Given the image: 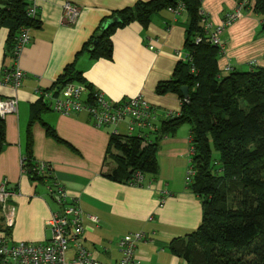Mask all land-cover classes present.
I'll use <instances>...</instances> for the list:
<instances>
[{"label": "crops", "instance_id": "obj_1", "mask_svg": "<svg viewBox=\"0 0 264 264\" xmlns=\"http://www.w3.org/2000/svg\"><path fill=\"white\" fill-rule=\"evenodd\" d=\"M146 1L38 0L37 24L29 31L31 42L22 49L17 62L6 49L8 31L0 30V97L17 99L16 113L3 118L5 145L0 153V185L7 182L15 193L10 200L15 223L4 233L13 244L48 242L51 234L46 222L57 209L45 188L32 183L21 171V158L29 151L36 162L51 165L58 184L70 199L78 200L85 215L98 219L97 224L84 219L80 240L98 262L114 264L121 258V238L142 233L143 240L136 247L139 264H185L174 255L171 243L195 231L202 219L201 201L186 185L191 148L188 125L157 142L158 171L140 186L105 177L115 168V162L106 157L111 128L93 126L86 113L43 111L29 126L31 107L40 93L49 90L70 65L110 101L142 96L159 114L157 128L168 117L179 114L178 96H159L155 89L171 78L176 64L185 58V13L175 15L166 9L154 14L146 27L133 22L117 29L111 35L110 60H93L84 50L91 41L95 45L92 38L103 20ZM67 2L80 8L71 26L61 24L62 6ZM237 4L236 0H202L200 7L215 28ZM261 20L254 13L244 12L224 28L220 34L223 51L217 60L222 75L264 68ZM15 65L24 74L17 90L2 80L3 72ZM116 129L125 134L127 122ZM74 254L71 247L67 258L73 259Z\"/></svg>", "mask_w": 264, "mask_h": 264}, {"label": "trees", "instance_id": "obj_2", "mask_svg": "<svg viewBox=\"0 0 264 264\" xmlns=\"http://www.w3.org/2000/svg\"><path fill=\"white\" fill-rule=\"evenodd\" d=\"M253 1L254 14L263 20L264 32V0ZM28 4V0H0V30L8 31L6 49L9 52L19 30L37 24V19L26 17ZM179 4L187 16L185 58L176 64L168 81L156 86L155 92L159 96L177 95L180 112L164 120L150 141L110 135L106 157L115 162V168L105 177L126 184L134 183L137 173L144 180L147 176L154 177L158 171L157 142L174 135L182 125H188L194 171L188 187L201 201L202 219L195 231L171 243L172 252L185 264H264V68L222 75L217 66L221 51L205 35V16L199 0L137 2L103 20L104 23L118 17L119 23L106 30H101V23L92 38L96 40L95 45L91 41L84 50H88L93 60H110L111 35L117 29L133 22L146 27L154 14ZM200 37L201 42L196 44ZM68 83L84 84L89 90L88 101L92 100L95 88L83 80L74 65L66 67L49 90L58 94ZM182 87L188 88L187 99L181 95ZM240 99L246 102L247 108L240 107ZM48 110L39 99L31 107L29 126L39 120L41 112ZM4 145L5 124L0 117V153ZM26 145L28 149L31 146L29 135ZM214 152L217 159H213ZM24 157L30 181L44 187V178L31 169L36 161L29 151Z\"/></svg>", "mask_w": 264, "mask_h": 264}, {"label": "built area", "instance_id": "obj_3", "mask_svg": "<svg viewBox=\"0 0 264 264\" xmlns=\"http://www.w3.org/2000/svg\"><path fill=\"white\" fill-rule=\"evenodd\" d=\"M29 4L25 10L26 17L36 20L38 17V0H28ZM202 0H199L201 2ZM175 15L185 13L182 4L176 8H169ZM254 13V1L244 0L237 4L236 10L224 16L223 24L213 27L205 16L203 29L210 44L223 51V42L220 34L224 28L242 14ZM80 13V8L71 3L62 6L61 24L73 25ZM263 20H261V24ZM30 28L22 27L15 38L11 56L15 62L22 49L31 42ZM202 38H197L195 43H200ZM193 72V69H192ZM24 74L18 66L5 70L2 75L3 83L17 90L22 85ZM89 90L81 83H68L63 90L55 94L52 90H45L40 93V99L47 105L48 109L63 115H76L86 113L89 122L97 128H111L110 135H122L116 129L122 122H127V131L123 135L135 136L138 139L150 141L151 133L156 134L159 128L156 122L159 114L154 106L147 102L142 96L123 99L119 102L108 100L104 94L95 89L92 100L89 102ZM17 99L14 97L0 100V117L16 113ZM169 118V117H168ZM167 118V119H168ZM192 148H190L189 166L186 172V185L191 182L194 171L191 168ZM27 160L21 158V171L26 173L25 165ZM32 171L44 178L47 196L53 200L57 209L51 213L46 224L50 230V240L46 243L22 242L13 244L6 233V230L13 227L15 216L10 205L14 191L8 187L7 182L0 185V264H102L82 245L81 237L84 233V219L98 223L93 215H85L78 200L70 199L65 190L54 178L52 167L45 162H35L31 166ZM143 176L135 175L134 183L130 185L140 186ZM142 233L127 234L119 241L121 258L114 264H139L136 258L137 243L143 240ZM73 247L75 254L73 259L67 258L69 249ZM185 263V262H184Z\"/></svg>", "mask_w": 264, "mask_h": 264}, {"label": "water", "instance_id": "obj_4", "mask_svg": "<svg viewBox=\"0 0 264 264\" xmlns=\"http://www.w3.org/2000/svg\"><path fill=\"white\" fill-rule=\"evenodd\" d=\"M119 23V18L118 17H113L108 20H106L101 27V30H106L109 26L115 25ZM181 95L184 99L188 98V88L187 87H182L181 88Z\"/></svg>", "mask_w": 264, "mask_h": 264}, {"label": "rangeland", "instance_id": "obj_5", "mask_svg": "<svg viewBox=\"0 0 264 264\" xmlns=\"http://www.w3.org/2000/svg\"><path fill=\"white\" fill-rule=\"evenodd\" d=\"M260 18H261V17H260ZM239 105H240L241 108H244V109L247 108V104H246V102L243 101V100H241V99L239 100ZM182 126H186V124H185V125H182ZM212 156H213V159H217V158H218V157H217V153H215V152L213 153ZM107 160L109 161V160H112V159H111V158H107Z\"/></svg>", "mask_w": 264, "mask_h": 264}]
</instances>
